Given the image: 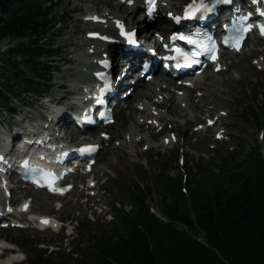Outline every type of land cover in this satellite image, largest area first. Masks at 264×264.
<instances>
[{
	"label": "trees",
	"instance_id": "16d2710c",
	"mask_svg": "<svg viewBox=\"0 0 264 264\" xmlns=\"http://www.w3.org/2000/svg\"><path fill=\"white\" fill-rule=\"evenodd\" d=\"M56 6L55 0H0V41L26 39L0 59V111L12 114L14 99L48 90L57 50L46 36L68 17L57 15ZM259 117L264 124V110ZM261 149L251 146L235 166L209 171L192 187L191 174L158 178L165 187L159 215L147 191L135 186L132 208L116 215L117 229L96 239L87 262L73 264H264ZM39 258L51 259L42 252L26 264Z\"/></svg>",
	"mask_w": 264,
	"mask_h": 264
},
{
	"label": "rangeland",
	"instance_id": "374dc122",
	"mask_svg": "<svg viewBox=\"0 0 264 264\" xmlns=\"http://www.w3.org/2000/svg\"><path fill=\"white\" fill-rule=\"evenodd\" d=\"M185 1L187 0H184L183 3ZM117 2L118 0H59L56 7L57 15L62 12H73L74 14H71L72 18L70 21L57 27L54 34H51L52 36L48 38V41L51 42V38L55 41L56 36L61 34L62 36L56 43L57 46L60 45L66 48L61 50V58H71L73 61L74 59H79V56L83 52H86V48H81V39H84V34L86 33L84 29L87 25L81 20L88 13L99 14L105 9L111 12L117 11L120 14L121 10L119 8H113ZM74 5H77L79 10H75ZM25 40L8 39L0 41V54L4 51H9L12 47L18 46L21 42H25ZM16 59L20 60L19 57ZM241 67L242 70H238V72L247 70V72L252 73V76L247 77L244 75L242 77V80L248 84L242 83L243 90L236 96L233 104L227 99H223L225 97L220 100L225 112L228 113L226 117L222 116L218 120V126L226 133L223 142L218 143L213 141L212 136L209 143L205 147H201V140L196 141L195 138L191 137L189 144H187V136L181 133L180 130H176V126L184 128L185 121L175 118L174 131L179 133V146H164L161 143L162 137L164 135L167 136L168 128L173 123H167L165 125V132L155 131L156 133L146 132L142 127H135L133 130H136L135 132H138L139 135L135 137L133 143L126 144L125 150L128 153L110 152L104 154L99 159L96 165V173H93L96 180H98L97 187H101L99 195L96 197L104 199L103 203L107 204L111 216L114 215V208L116 209L121 205L122 207L119 211L128 212L127 210L130 208L129 202L134 200L131 197L132 189L137 185L141 187L142 191H147L145 194L148 199L147 201L150 199L155 205L151 211L159 215L160 212L156 205L159 204L158 202L161 200L162 191L165 187L162 186L158 178L175 179L179 175L183 177L186 174L187 179L188 175L191 174L188 187H192L194 182H197L209 171L219 173L218 171L221 167L235 166L242 160L243 155L249 151L251 146L256 144L260 148L263 146L262 142H260V131H262L264 124L263 122L262 125L257 124V118L260 114H256L264 110V82L258 78L259 74L248 69L247 65ZM74 68L75 65H72L70 69L68 66H63L61 72L54 73L53 83H68V81L74 80L73 75H71L74 72ZM232 89L235 93L240 92V86L235 85ZM55 91L56 87L53 89V92ZM205 100L210 101L211 99L207 97ZM13 102L14 104L17 103L16 100H13ZM16 106L17 104L14 105V108ZM225 107L228 109H225ZM17 112H19V108ZM31 112H44L48 114L39 107L32 108ZM23 113L24 109L22 113L19 112L17 118L21 119L24 115ZM2 116L3 118L0 119V123L3 122L6 124L11 119L6 113H3ZM258 119L260 120L261 117ZM108 132L112 135V140L108 147L114 145L119 146L120 143H125L129 140L128 137L124 136L122 138L114 137L112 133L113 129L108 130ZM182 142L183 144H181ZM183 163L184 165H180ZM102 173L105 174L107 179L103 184L101 181L103 179L100 177ZM154 173H161V177L155 176ZM72 180L76 183L74 193L60 199V201H55L56 206L62 205L59 211H57L56 206L54 207L53 200L43 192H17L14 194L16 203L21 198L31 196V201H33L30 209L32 215H53L52 218L58 223V227L61 224L57 220L67 222L66 224L72 221L70 225L63 227L59 233L57 232L59 231L58 227L41 232L17 229L0 230V238L21 243V251L25 252V259L29 261L39 253L35 251L34 246L31 245L32 243L43 241L44 243L37 245V247L41 248L44 245L47 247L48 253H50L68 243L66 240L68 238V232L72 230L75 233L77 230L79 235L78 240L74 242L70 252L68 250L62 252L64 250L62 248L59 251L60 254H58V257L56 255L50 258H58L57 264H73L76 260L81 263L87 262L89 254L94 251L95 240L104 237L105 234H108V231L117 229L115 224H118V219L109 223L110 225L105 224L109 225L106 227H100L98 222L89 220L90 213L92 212V209L90 211V205L83 202L85 199H77L79 198L78 196H86L79 184L81 178L76 176L72 177ZM96 197L87 198L89 202L91 201L93 203ZM30 217L31 219L34 218L31 215ZM97 219L100 220L101 218L99 217ZM75 220L82 223V227H79V229L76 228V230L74 228L76 226V223H74ZM71 226H73L72 229L70 228ZM52 243L53 245H48ZM10 258L15 260L14 257ZM50 260L54 262L53 259ZM50 260L39 258L37 261H39V264H50Z\"/></svg>",
	"mask_w": 264,
	"mask_h": 264
},
{
	"label": "bare ground",
	"instance_id": "6f19581e",
	"mask_svg": "<svg viewBox=\"0 0 264 264\" xmlns=\"http://www.w3.org/2000/svg\"><path fill=\"white\" fill-rule=\"evenodd\" d=\"M181 0H170V2H169V5H170V7L171 8H174V9H176L178 6H179V2H180ZM123 7V5H121L120 3H117V4H114V7L113 8H119L120 10H122V12L124 13V15H125V13H127V11L128 10H131L130 8H126V9H124V8H122ZM74 9L76 10H79V8H78V6L77 5H74ZM116 13H117V11H115V12H111V11H108V10H103L102 12H101V17L102 18H104V19H106V23L104 24V25H102V26H97L99 29H101V34H102V32L104 33V35H105V37H107V38H109V34H112V32H113V29H111L110 27H109V23H110V20H112V19H114V18H116V17H119V18H122V19H125V18H128L129 16H127L126 17V15L125 16H118V15H116ZM86 15H89V16H92L90 13H88V14H86ZM167 22H166V20L165 19H159V21H158V24H160V25H162V24H166ZM91 24L92 25H94V23L91 21ZM145 24V23H144ZM142 26H144V25H139L138 26V28H139V30L141 31V29H143V28H141ZM139 31V32H140ZM89 34L90 33H94V31H92V30H89V32H88ZM103 38V40L101 41V42H99V41H89V40H87V41H85L84 39H81V41H83V42H85V43H87L89 46L90 45H93V44H95V43H97V42H99V43H102V44H104V41L107 39V38ZM12 40L13 39H16V38H11ZM86 44V45H87ZM101 44V45H102ZM259 44V40H256L255 42H253V46H254V48H256L257 47V45ZM81 48H85V45L84 44H81ZM8 50L7 51H4V52H2L1 54H0V59L1 58H3V59H6L7 58V56H8ZM85 56H86V53L85 52H83L80 56H79V59H74V63H76V65L78 64L79 66H80V71L79 72H76L75 73V76L78 78L79 77V74H81L82 75V77H85V74L83 73V71H82V69H83V67L84 66H86L87 65V67H94V65L92 64V63H87L85 60H84V58H85ZM98 57L100 56V53H98V55H97ZM0 62H3V61H1L0 60ZM225 62H226V60H225ZM78 66V67H79ZM85 79V78H84ZM74 82V80H71V83H73ZM60 85H63V87L65 88L66 87V85L64 84V83H60L59 84V86ZM154 84L153 83H148V84H145V85H143L142 87H139L138 89H137V91H136V93H135V97H134V99H132V100H130L129 101V103H128V109H129V113H126L125 111H121V113L119 114V116H118V122L116 123V125H117V128H116V132H115V136H125V135H129V136H131V134H132V132H131V128H130V125H129V120H134V118H133V113H135L136 112V106L135 105H133V103H135L136 101H138V105H143V106H145V102H144V100L143 99H141L143 96H148V98H149V100L150 101H152V98L153 97H157L159 94H161L160 92H156V91H152V87L151 86H153ZM148 91H152L151 92V94L150 95H148L147 93H148ZM169 102H171L172 101V98H170L169 100H168ZM189 104V103H188ZM172 115H181V113H179L178 111H176L175 109H173L172 110V113H171ZM149 115H152L151 113H150V111H147V110H145V111H143V112H141V115H140V117L141 118H145V119H147V117L149 116ZM160 120H162V118H160ZM177 130H180L182 133H184L187 137H188V133L185 131V129H183V128H179L178 126H177ZM165 142H166V140H165ZM169 142L170 143H174V140H172V141H170V139H169ZM103 144V143H102ZM39 146V145H38ZM20 148L22 149V150H24L25 148L22 146V145H20ZM33 148H35V146L33 147ZM119 148H120V150H122L123 152H125V153H128L126 150H125V145L123 144V143H121L120 145H119ZM116 149H118V148H115V147H113V148H111V151L114 153L115 152V150ZM31 154H33L32 156L35 158V159H39L40 157V155L41 154H45L44 153V151H42V150H39L38 148L37 149H34V151H31ZM45 155H47V154H45ZM188 156V155H187ZM47 159H49V160H52V157L51 156H47ZM106 162H107V160H105ZM122 162H124V160H122ZM50 198H52L53 200H58L59 198H57V197H51V196H49ZM60 224V223H59ZM48 225H52V226H54V227H58V223L57 222H55L54 220H51L50 218H48ZM60 227V226H59ZM58 227V228H59ZM5 245V243H3V242H0V246H4ZM19 253H21V252H19ZM14 255V254H13ZM22 255L21 254H18L17 256L15 255L14 256V258L15 257H21ZM0 264H3V263H0Z\"/></svg>",
	"mask_w": 264,
	"mask_h": 264
},
{
	"label": "snow or ice",
	"instance_id": "6c2138e0",
	"mask_svg": "<svg viewBox=\"0 0 264 264\" xmlns=\"http://www.w3.org/2000/svg\"><path fill=\"white\" fill-rule=\"evenodd\" d=\"M129 2L131 3V0H129ZM148 3H149L148 13L151 16V13H152V11H153V9L155 7V0H148ZM193 7H194V5H192V4L188 5L189 9H191ZM199 7L201 9L207 11V12H211L212 11V7L208 3H205L204 0H201V3L199 4ZM169 15H171V13H169ZM186 15H195V13L186 12ZM95 19H99V17H95ZM177 19H179V18L177 17ZM261 31H262V34H264V26H261ZM124 34L127 35L131 39V37L134 35V31L133 32H125ZM90 35H99V34L98 33H90ZM177 37L187 41V43L190 44V45H194L189 51H185L184 49H180V48L176 49V51L181 53V55L185 58L184 62L187 63L189 66L191 64L200 63L199 56L202 53H209L210 54V53H212L214 51L215 45L214 44H212V45L204 44L198 38V34H196V38H194L193 35H189V34H185V33H173V37L172 38L176 39ZM105 38H107V37H105ZM165 47H167V45ZM211 58L215 59L216 57H215V55H212ZM177 66H179V58H178ZM107 86L108 85H106V87ZM262 137H264V133H262ZM88 147L90 148L91 146H88ZM25 166H27V161H25Z\"/></svg>",
	"mask_w": 264,
	"mask_h": 264
}]
</instances>
